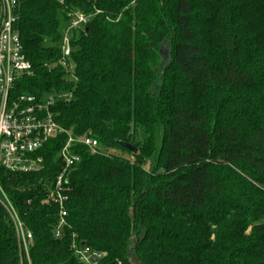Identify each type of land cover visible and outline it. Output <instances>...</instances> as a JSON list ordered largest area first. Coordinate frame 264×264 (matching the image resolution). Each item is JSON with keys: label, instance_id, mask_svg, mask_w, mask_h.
Instances as JSON below:
<instances>
[{"label": "trees", "instance_id": "trees-1", "mask_svg": "<svg viewBox=\"0 0 264 264\" xmlns=\"http://www.w3.org/2000/svg\"><path fill=\"white\" fill-rule=\"evenodd\" d=\"M18 2L33 69L17 91L52 96L55 120L101 152L79 148L61 237L47 198L66 139L46 145L38 173L0 170L33 237L27 255L0 205V264H83L74 243L103 264H264V0ZM73 11L91 19L68 69L60 18Z\"/></svg>", "mask_w": 264, "mask_h": 264}, {"label": "built area", "instance_id": "built-area-1", "mask_svg": "<svg viewBox=\"0 0 264 264\" xmlns=\"http://www.w3.org/2000/svg\"><path fill=\"white\" fill-rule=\"evenodd\" d=\"M19 0H0V170L13 174L38 173L45 168L43 152L46 145L54 139L66 140L55 156L63 167L56 178L55 186L48 203L59 207V224L56 237L62 236L66 226L67 211L65 204L66 176L81 161L80 147L86 148L91 155L101 152L98 139L91 136L75 135L55 120L52 96H35L19 93L17 83L22 75L32 74V64L27 60L23 43L17 28ZM69 27L62 33L61 63L68 69L72 65L68 60L72 55L71 38L75 31L84 28L91 17L79 11L69 13ZM0 205L13 223L20 248L28 255L33 237L27 230L21 217L0 185ZM73 249L83 264H103L105 254L87 246Z\"/></svg>", "mask_w": 264, "mask_h": 264}, {"label": "rangeland", "instance_id": "rangeland-1", "mask_svg": "<svg viewBox=\"0 0 264 264\" xmlns=\"http://www.w3.org/2000/svg\"><path fill=\"white\" fill-rule=\"evenodd\" d=\"M0 19H1V11H0ZM60 20H61V33H64V32L67 31V29L69 27V24L66 23V21L63 20L62 17L60 18ZM45 98L47 99V98H49V96L46 95ZM142 139H143V136H142V132H141V134H139L137 136V140L136 141L139 142V141H142ZM162 139H163V130H161L159 132V134H158V138H157V149H160V146H161V143H162ZM114 153H118L119 155H121L122 157H125V158L129 159L130 161L133 160L132 157L129 156V155H125V154L119 153L118 151H114ZM154 168H155V157L154 156H151V157H149L147 159V162L145 164V170L147 172H151L152 170H154Z\"/></svg>", "mask_w": 264, "mask_h": 264}, {"label": "water", "instance_id": "water-1", "mask_svg": "<svg viewBox=\"0 0 264 264\" xmlns=\"http://www.w3.org/2000/svg\"><path fill=\"white\" fill-rule=\"evenodd\" d=\"M120 145L127 149L129 152L133 153V154H137L138 153V150L137 148H135L132 144H129V143H120Z\"/></svg>", "mask_w": 264, "mask_h": 264}]
</instances>
